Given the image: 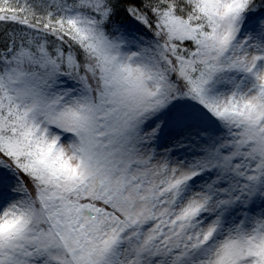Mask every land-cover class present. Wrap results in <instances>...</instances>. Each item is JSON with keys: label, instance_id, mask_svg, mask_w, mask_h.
<instances>
[{"label": "rangeland", "instance_id": "rangeland-1", "mask_svg": "<svg viewBox=\"0 0 264 264\" xmlns=\"http://www.w3.org/2000/svg\"><path fill=\"white\" fill-rule=\"evenodd\" d=\"M78 1L63 17L70 29L81 21L87 53L113 70L110 111L97 112L91 84L74 74L67 35L46 27L41 42L39 25L12 23L35 49L0 51L8 66L0 74V142L19 155L35 143L53 146L63 165L55 172L34 162L41 182L109 202L120 216L72 210L65 196L50 229L44 214L30 228L35 199L0 159V241L17 235L0 264H264V16L244 15L248 0H187L188 17L162 11L165 44L126 31L111 37L87 11L106 19L108 4ZM0 7L27 10L24 0ZM45 35L66 49H47ZM186 40L197 48L177 68L172 53ZM178 74L190 92L178 94ZM215 115L242 120L239 137L220 134Z\"/></svg>", "mask_w": 264, "mask_h": 264}, {"label": "trees", "instance_id": "trees-1", "mask_svg": "<svg viewBox=\"0 0 264 264\" xmlns=\"http://www.w3.org/2000/svg\"><path fill=\"white\" fill-rule=\"evenodd\" d=\"M50 0H24L27 4V10L25 12H20V14H16L15 11L8 12L6 9L0 7V51H3L5 56L10 57L14 56L16 52L13 54V50H33L35 49V44L29 40L22 31V27L12 23H18L21 26H24L22 22L29 21L30 25L27 26L39 25L40 26V41L43 42L44 34L42 31L46 27L51 30L52 33L67 35L69 37V41H67V45H70V49L75 55V58L78 62V67L74 71V74L77 76L85 75L89 83L93 88V98L94 103L97 109V112H109L111 108V98L114 94V86L110 85V81L115 77L113 74V70L102 69L101 60L96 56L95 53L88 54L87 49L90 41V37L87 33L80 30L81 21L77 26L78 29H70L67 25V19L63 17V12L67 14L69 8L79 7V1L77 0H56L54 6L49 4ZM102 4L105 2L108 4L109 15L105 19L102 18V13L92 10L90 7L87 9L88 13L91 15H95L100 22H102V26L106 33L111 37H119V33L126 31L136 33L149 41H154L155 43H165L167 44V40L165 36L161 33L163 31L162 27H166L164 24V20L162 19V11L166 9H171L175 12L176 15H180L182 17H188L191 11V4L188 3L187 0H101ZM104 1V2H103ZM196 1V0H195ZM195 7L197 2H195ZM33 5H37L39 8L34 7ZM170 5V6H169ZM30 7L32 8L30 10ZM197 8V7H196ZM81 10H84L81 8ZM193 10V9H192ZM199 11V10H198ZM244 11V15H247L252 18H263L264 16V0H248ZM9 15H7V14ZM26 17L28 19H20L17 17ZM13 17V18H10ZM191 20L198 21L197 15H192ZM21 21H19V20ZM204 26V24H202ZM43 29V30H42ZM79 30V31H78ZM80 32V33H79ZM159 32V33H157ZM71 35V38H70ZM50 40L48 44H46L47 49H55L57 46L64 48L66 46L65 42L62 43L63 46H60L59 43H54L53 40L57 39L54 36H47ZM7 39L9 42L7 43L11 46V50L6 47V44L3 45L2 42ZM74 43H73V42ZM83 44L84 46H81ZM171 46L174 47V42L171 41ZM77 47L79 50L77 51ZM171 47V48H172ZM197 45L193 44L191 40H186L184 43H178L175 45V51L172 53L173 63L177 65L181 59H187L191 54L192 50H195ZM66 49V48H64ZM68 51V50H67ZM39 50L36 51L38 53ZM64 51L63 53H65ZM199 53H196L198 55ZM195 55V56H196ZM9 59V58H7ZM61 65V64H59ZM8 66L0 63V74H5ZM80 78V77H78ZM177 79L176 83L179 86L178 94H185L188 90V84L185 82L183 75H175ZM196 91V90H195ZM190 92V91H189ZM192 95V94H189ZM112 116V111L110 116ZM217 116V117H216ZM218 118L213 119V123L215 124L218 132L220 134L229 136L231 139H236V136L239 137L237 133L240 134L242 129V120L234 119L228 115H215ZM11 122L9 121V126ZM21 134L27 133L24 129ZM19 132L18 130L14 131ZM237 132V133H236ZM28 136V135H27ZM27 138V137H26ZM29 138V137H28ZM25 140V139H24ZM26 143V141H25ZM11 145V144H10ZM31 148V154L28 155H19L14 152L12 149H8L6 145L0 142V159L3 163L14 166L17 168L19 173L21 174V178L23 179L29 194L35 199V207H37V211L35 210L33 214V221L30 224V228H35L36 224L42 221V218L36 219L39 214H44V223H42V227L47 230L51 228L52 224V213L57 215L62 214V203L64 204L65 196L71 198L72 202V210H83L89 208V210H110L111 212L117 213L112 206H110L109 202L104 203L103 201L93 200L92 198H88L83 192L75 193L73 190L62 188L61 186L55 189V185H47L45 186L41 182V177L39 175L40 169H34V162L37 160H41L40 162L44 163L45 167L50 169H54L57 172L60 167L63 165V162L60 160V157L53 154V146L40 147L35 143ZM41 150L43 151L41 153ZM53 189L55 190L53 192ZM80 199H84L80 201ZM88 202H86V200ZM83 202V203H82ZM40 212V213H39ZM60 213V214H59ZM35 214L36 217H35ZM120 216L119 213H117ZM61 216V215H60ZM60 220V217H58ZM48 220V221H47ZM47 221V222H46ZM61 222V221H60ZM41 225L39 227L41 228ZM55 225V222H54ZM56 225L60 224L56 222ZM74 228V227H73ZM60 229H58L59 231ZM35 232V230H33ZM8 238H2L0 241V257H4V255L8 252L11 245L13 244V239L16 238L17 235L11 233L7 235ZM31 236L32 238H35ZM37 247V244H34ZM23 255V253H20Z\"/></svg>", "mask_w": 264, "mask_h": 264}]
</instances>
